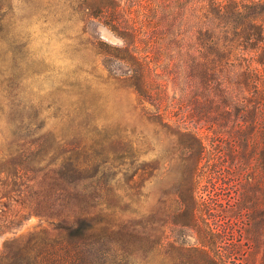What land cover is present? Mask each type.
Listing matches in <instances>:
<instances>
[{
  "label": "trees",
  "instance_id": "obj_1",
  "mask_svg": "<svg viewBox=\"0 0 264 264\" xmlns=\"http://www.w3.org/2000/svg\"><path fill=\"white\" fill-rule=\"evenodd\" d=\"M205 1L208 16L204 30L197 31L184 60L189 90L183 95L185 107L179 119L184 126L193 123V132L165 123L161 95L148 80V69L143 66L147 61L129 49L135 45L136 34L123 27L116 0H64L68 10L81 11L90 19L103 18L106 27L130 40L129 46L116 49L122 53L116 58L130 73L132 64L136 66L129 86L153 107V122L168 129V137L180 151L174 164L175 179L169 200H159L154 212L127 211L117 189L104 199L96 193L100 190L98 180L76 177L87 172L89 164L48 158L30 162L27 156L31 150L24 148L12 156L9 147H3L0 132V238L29 216L48 218L52 226L22 240L4 241L0 264H264V77L251 68V58L243 57L244 52L253 51L255 63L264 72V0ZM167 9L156 2L144 16L157 32L168 30L173 13ZM237 60L246 62L236 77L237 85L241 92L252 91L253 102L235 104L228 96L224 77ZM200 129L213 132L204 139L225 136L227 146L239 149L240 166L234 175L237 188L224 203L206 200L204 192L209 194V188L199 189L203 180L198 170L203 154V138L197 134ZM253 144H261L259 152L247 153ZM253 155L257 175L251 170ZM146 170H140L139 189L148 180ZM115 182L111 180V184ZM130 183L132 188L136 185L133 180ZM140 197H128L127 207L138 203ZM168 227L192 234L195 243L166 241Z\"/></svg>",
  "mask_w": 264,
  "mask_h": 264
},
{
  "label": "rangeland",
  "instance_id": "obj_2",
  "mask_svg": "<svg viewBox=\"0 0 264 264\" xmlns=\"http://www.w3.org/2000/svg\"><path fill=\"white\" fill-rule=\"evenodd\" d=\"M116 2L123 27L136 34L133 47L129 46L130 40L121 39L106 27L105 19H90L81 11L74 13L63 4L64 0H0L1 143L4 148L9 147L12 156L20 148L31 150L27 156L30 162L48 158L65 164H89L88 171L76 177L98 180L100 190L96 193L104 199L117 189L127 211L144 214L158 209L159 200H169L180 151L168 137V129L153 122V107L129 86L136 66L132 64L130 73L129 67L116 58L122 56L116 49L129 46L136 57L147 61L143 66L148 69L147 77L155 92L161 95L165 123L194 132L193 123L184 126L179 119L185 107L183 95L189 90L188 64L184 60L197 31L204 30L208 3ZM156 2L173 13L168 30L157 32V28L147 24L144 16ZM243 57L252 59L251 68L263 78V67L255 63L257 54L244 52ZM238 62L233 61L224 77L228 96L235 104L242 100L253 102L252 91L241 92L237 85L236 77L246 63L241 61L239 67ZM183 111L187 112L186 108ZM197 134L203 138L198 164L203 180L199 189L209 188V194L204 192L206 200L213 198L216 204L224 203L237 188L234 175L240 166L239 149L227 146L225 136L204 139L208 138L206 135L212 137L211 130L200 129ZM260 147L261 144L250 145L247 153L257 154ZM255 160L256 156L251 170L257 175ZM142 168L147 169L148 180L139 189ZM112 179L116 181L113 184ZM130 180L136 182L133 188ZM137 194L142 195L138 203L127 207L128 197ZM51 227L48 218L29 216L21 226L0 238V247L4 241L22 240ZM165 240L177 245L195 243L192 234L173 227L165 228Z\"/></svg>",
  "mask_w": 264,
  "mask_h": 264
},
{
  "label": "water",
  "instance_id": "obj_3",
  "mask_svg": "<svg viewBox=\"0 0 264 264\" xmlns=\"http://www.w3.org/2000/svg\"><path fill=\"white\" fill-rule=\"evenodd\" d=\"M107 34V33H106Z\"/></svg>",
  "mask_w": 264,
  "mask_h": 264
}]
</instances>
